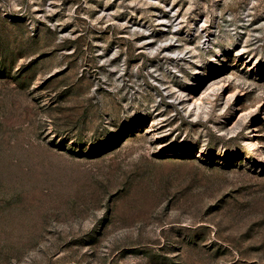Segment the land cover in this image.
<instances>
[{
    "label": "rangeland",
    "instance_id": "1",
    "mask_svg": "<svg viewBox=\"0 0 264 264\" xmlns=\"http://www.w3.org/2000/svg\"><path fill=\"white\" fill-rule=\"evenodd\" d=\"M0 264H264V0H0Z\"/></svg>",
    "mask_w": 264,
    "mask_h": 264
}]
</instances>
